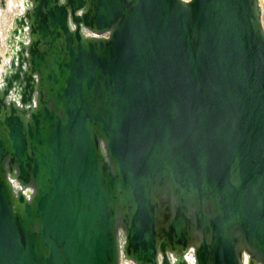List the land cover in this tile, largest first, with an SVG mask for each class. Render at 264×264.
I'll return each mask as SVG.
<instances>
[{
  "label": "water",
  "instance_id": "1",
  "mask_svg": "<svg viewBox=\"0 0 264 264\" xmlns=\"http://www.w3.org/2000/svg\"><path fill=\"white\" fill-rule=\"evenodd\" d=\"M29 1L0 85V264H187L192 234L195 264H264L257 0Z\"/></svg>",
  "mask_w": 264,
  "mask_h": 264
},
{
  "label": "built area",
  "instance_id": "2",
  "mask_svg": "<svg viewBox=\"0 0 264 264\" xmlns=\"http://www.w3.org/2000/svg\"><path fill=\"white\" fill-rule=\"evenodd\" d=\"M5 2V6L7 7V12L2 10L1 6ZM31 6L29 0H0V85L3 83L4 76L7 72V68L11 61L10 54V45L8 43L9 36L11 31L14 28V20L18 17H21L25 14L26 10ZM10 13H12L11 20L5 22L4 18L9 17ZM82 34L84 37H91V33L85 29H82ZM105 37L106 35H102ZM14 96L10 94L7 98L12 99ZM14 189L18 186L16 183H13ZM248 256L243 253L242 264H247ZM119 264H135L131 260L124 258L120 254Z\"/></svg>",
  "mask_w": 264,
  "mask_h": 264
},
{
  "label": "bare ground",
  "instance_id": "3",
  "mask_svg": "<svg viewBox=\"0 0 264 264\" xmlns=\"http://www.w3.org/2000/svg\"><path fill=\"white\" fill-rule=\"evenodd\" d=\"M264 31V30H263ZM92 37L96 38L97 34L95 33H91ZM23 192H25V190H23ZM29 196L31 197L33 195V192H28ZM169 206L168 202L162 201L161 203V211H160V224L159 227L165 225V223L167 222V220L170 217V213L169 211H167V208ZM161 237V236H159ZM200 240V236L197 234H192L189 239H188V243L187 246L184 249L181 248H176L171 252V257L173 262L175 263H179L180 261H185L187 264H195L193 256L191 254V252L195 249L197 243Z\"/></svg>",
  "mask_w": 264,
  "mask_h": 264
},
{
  "label": "rangeland",
  "instance_id": "4",
  "mask_svg": "<svg viewBox=\"0 0 264 264\" xmlns=\"http://www.w3.org/2000/svg\"><path fill=\"white\" fill-rule=\"evenodd\" d=\"M185 1H187V0H185ZM257 2H258L259 9H260V20H261L262 28L264 30V0H257ZM1 8L5 12L8 11L7 7L5 6V2L2 4ZM11 17H12V13H10L9 17L7 16L4 18L5 22H7V21L9 22L11 20ZM119 239H121V235H120Z\"/></svg>",
  "mask_w": 264,
  "mask_h": 264
}]
</instances>
